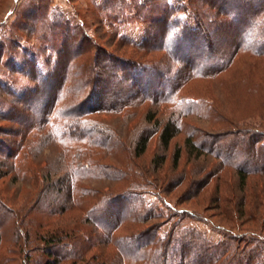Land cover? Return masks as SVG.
Masks as SVG:
<instances>
[{"label":"trees","instance_id":"16d2710c","mask_svg":"<svg viewBox=\"0 0 264 264\" xmlns=\"http://www.w3.org/2000/svg\"><path fill=\"white\" fill-rule=\"evenodd\" d=\"M178 1L180 7L168 0L136 4L101 0L102 8L109 10L132 7V13L121 21L138 18L147 22L139 41L122 38L136 50L133 55L107 53L96 46L88 59L86 31L62 17L59 21L49 18L39 7L25 14L33 22L24 23L22 29L37 33L38 49L56 48L58 57L49 72L41 68L36 55L15 66L10 58L17 54L12 39L11 45L0 42V64L35 80L41 92L38 97L17 94L6 86L13 84V78L9 83L0 79V120L19 126L13 127L11 141L0 136V168L15 176L29 174V181L40 185L12 221L0 216L2 225L8 222L17 234L13 243L20 248L29 246L28 251L45 257L30 260L27 253L24 262L262 264L264 0ZM187 8L194 13L192 26L180 16ZM56 35L59 41L54 45ZM44 38L50 41L45 43ZM241 98L249 104L236 105ZM108 115L120 127L108 126L104 120ZM190 117L213 130L202 129ZM246 117L260 121L243 124ZM138 119L151 124L152 131L140 128ZM0 130L7 131L2 125ZM45 133L64 159V172L56 182L44 167H33V151ZM180 133L188 155L203 154L214 161L203 176L192 173L187 178L180 173L169 179L168 171L163 172L165 153L153 155L147 163L138 161L151 136L156 134L165 150ZM179 157L176 147L172 169ZM225 169L233 171L238 184L227 186L220 181L219 172ZM63 179L65 184L58 186ZM211 179L214 186L205 195L210 208L216 210L211 215L215 219L195 208H173L177 219L161 235L158 220L162 214L145 204L142 193L162 195L186 180V192L193 191L190 197H195L208 192ZM87 180L100 184L83 183ZM53 185L65 191L63 202L41 199ZM109 215H115L114 219ZM186 218L209 223L221 239L213 241L198 229L182 225ZM2 225L0 239L5 233ZM237 226L244 229L238 231ZM19 228L21 233H17Z\"/></svg>","mask_w":264,"mask_h":264},{"label":"rangeland","instance_id":"374dc122","mask_svg":"<svg viewBox=\"0 0 264 264\" xmlns=\"http://www.w3.org/2000/svg\"><path fill=\"white\" fill-rule=\"evenodd\" d=\"M126 1L136 4L145 0ZM168 1H170L175 7H180L182 5V2L178 0ZM33 7L43 9L45 11V15L49 18H58L57 20L59 21V17H62L63 20L68 21V23L75 27L81 26L86 31L90 40V47L86 52L87 58L90 60L96 51V46L103 48L104 52L107 53H116L117 55L127 56L128 54H135L134 51L136 50L132 47V44H130L127 39L122 38L127 37L135 41H139L142 38L144 29L147 26L146 21H140L138 18L121 21V17L124 19L128 14L132 13L133 9L131 6L129 8H123V10H120L121 12H119L116 10L114 11L113 9L109 10L107 8H102L101 0H0V42L11 45L9 41L12 39L11 41H13V45L16 47L15 51L17 52L16 55L10 57L14 58L13 62L11 61L12 64L15 66L17 64L21 65V63L23 64V61L27 60L28 57L36 55L39 65L45 72H49L54 67L58 54L53 51H56V48L53 50L50 48L48 50L38 49L39 42L37 41V33H30V31L28 32V30L22 29V25H24V23L25 25H29L33 22L28 19L29 17L25 18V16H27L25 14H29L31 8ZM21 14H23L22 19H18L21 18ZM116 14H118L121 18L118 21L115 20ZM180 16L182 20L187 22L189 25H194V13L190 8L181 11ZM17 20L20 21V24L15 28V24L18 23ZM34 22H36V25L39 23V21ZM46 37L50 38L51 36L46 35ZM48 38H44L43 42H49L50 40H48ZM52 40L54 45H56L57 41H59L58 36L56 35L52 38ZM45 43H43V45ZM120 43H123L124 45H119ZM20 45L25 48L19 49ZM245 63L251 62L247 61ZM89 76L90 74L87 78H89ZM11 78H13L14 81L10 80ZM0 79L1 81H8V83L12 81V85L6 86H11L17 94L22 95L23 93L29 97H38L41 93L35 80L30 79V77L25 74L8 71V69L2 64H0ZM199 85L201 86V89L204 90V87L201 84ZM199 85H195V87H199ZM239 102L241 105L249 104V101L243 98L237 101L236 105H238ZM143 107L147 108L148 104H144ZM2 109L4 112L9 113L8 107H4ZM190 118L194 119L192 117ZM104 120L106 121V124L112 128L120 127L119 122H117L112 116L108 115L104 117ZM194 120H196V124L202 129L205 128L209 131L213 130V128H209V126L204 125V122L202 123L197 119ZM138 121L140 128H146L147 130L152 131L151 124L143 121L142 119H138ZM259 121L260 118L258 117H246L242 123L257 124ZM0 125L7 129V131L0 130V136L3 137L5 141H11L13 139L12 134L14 133L13 127L15 128L19 126L2 120H0ZM139 129L134 132L138 133ZM135 133H133L132 138L136 137ZM41 135V141L33 151L35 162L31 160L30 164L33 162V167L35 169L44 167V171H49L52 175V182H56V180L60 178L59 176H61L64 172V159L57 149V146L54 144L52 137L47 133ZM183 139L184 134H178L171 140L168 147L164 150L159 144L157 135L154 134L151 136L145 152L139 157L138 161L147 163L153 155L165 153L163 172L168 171L167 173L169 174V179L173 176L179 175L180 173H185L187 178L192 176V173H196V177L203 176L213 167L212 165L214 164V161L211 160L210 157L204 156L203 154L198 156H194L193 154L188 155ZM176 147L180 148V157L176 165L177 167L172 169V154ZM28 175L25 173H18V175L15 176V173L8 172L5 169L0 168V205L3 209L0 216L8 219L9 222L12 221L10 218L15 215V212L20 211L19 209H21L25 203L32 201L34 195L37 193L36 190L38 189L39 184L34 183L33 180L29 181ZM219 176L221 179L220 181L227 186L238 184L237 177L231 169H225L223 172L220 171ZM57 183L58 186H63L65 184L64 179L60 181L58 180ZM83 183L87 185L100 184L99 181L88 180L86 182L83 181ZM214 183V179H211L207 189L208 192H203L195 197H190L193 191L190 192V195L186 192V180L179 186H175L171 189L169 188L170 190L162 195H159L158 192L152 191L143 192L142 199L145 204L152 207L159 214H162V219H157L161 224L158 232L161 235L164 234V232L170 227L172 221L177 219L173 214V208L178 210L195 208L204 215H209L211 218L215 219L211 215L212 213H215L216 210L210 208L212 204L207 201L205 195L209 192L211 193ZM171 186H173L172 182ZM223 189L227 192L225 188ZM64 193L65 191H58L56 186L53 185L52 187H49L47 191H44L41 199H45V201L52 203L59 200L60 202H63L62 198L65 195ZM204 195L205 197H203ZM37 213L39 214V212L35 213L36 218L38 217ZM114 217L115 215L113 217L109 215L108 218L114 219ZM1 220L2 218L0 217V226L3 224ZM7 223L1 227V229H5V233L0 239V264H29L24 262L27 253L28 255L30 254V260L37 258L39 261H42L45 259L44 256H39L34 251H28L27 247L29 246H23L20 248L19 244L13 243L12 239L17 236V234L8 226ZM182 225L198 229L207 238L213 241L221 239L220 233L209 223L206 224L200 220L186 218L182 220ZM236 228L238 231L244 229V227L241 226H237ZM17 233H21L20 228ZM22 235L23 234H21V236ZM37 256H39V258ZM261 260L262 264H264V249L261 254Z\"/></svg>","mask_w":264,"mask_h":264}]
</instances>
